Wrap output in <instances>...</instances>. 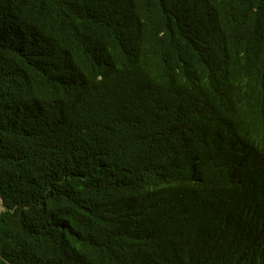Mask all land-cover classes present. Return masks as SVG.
I'll list each match as a JSON object with an SVG mask.
<instances>
[{
    "label": "trees",
    "instance_id": "trees-1",
    "mask_svg": "<svg viewBox=\"0 0 264 264\" xmlns=\"http://www.w3.org/2000/svg\"><path fill=\"white\" fill-rule=\"evenodd\" d=\"M0 264H264V0H0Z\"/></svg>",
    "mask_w": 264,
    "mask_h": 264
}]
</instances>
